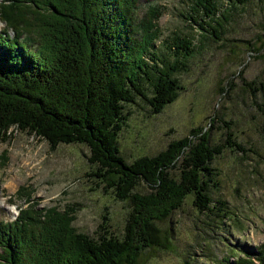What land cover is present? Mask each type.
Masks as SVG:
<instances>
[{
	"label": "trees",
	"instance_id": "trees-1",
	"mask_svg": "<svg viewBox=\"0 0 264 264\" xmlns=\"http://www.w3.org/2000/svg\"><path fill=\"white\" fill-rule=\"evenodd\" d=\"M141 1L152 0L0 2V19L6 24L0 30V143H8L15 130L43 139L51 150L59 144H84L86 161L96 167V187L110 189L130 206L121 238L107 231L104 220L96 238L72 226L79 204L68 203L62 210L40 206L32 198L34 190L19 185L9 200L16 197L26 206L14 221L0 220V264H138L142 250L165 247L168 240L159 223L180 208L188 193L199 213L228 216L227 202L213 201L207 188L214 174L210 162L225 147L249 150L234 138L229 120L215 113L208 125L198 123L156 154L131 161L117 146L131 114L124 104L140 97L152 113L161 112L183 89L174 74L185 68L196 47L192 36L172 32L167 44L173 61L157 64L152 45L163 11L146 4L139 17ZM190 1L183 15L188 25L217 35L221 6L216 0ZM144 79L152 86L151 95ZM244 84L252 95L256 92L252 81ZM233 86L230 82L222 89ZM223 127V140L211 143V130ZM6 153H0V167L8 163ZM141 183L146 190H135ZM232 264H264V241Z\"/></svg>",
	"mask_w": 264,
	"mask_h": 264
},
{
	"label": "rangeland",
	"instance_id": "rangeland-1",
	"mask_svg": "<svg viewBox=\"0 0 264 264\" xmlns=\"http://www.w3.org/2000/svg\"><path fill=\"white\" fill-rule=\"evenodd\" d=\"M216 1L224 17L215 25V36L188 25L183 15L188 13L190 0L141 1L139 17L146 4H157L163 11L157 20L160 33L152 45L157 64L173 61L167 44L172 32L192 36L196 47L185 68L174 74L183 89L161 112L152 113L140 97L124 104L131 114L118 133L117 146L126 161L153 155L192 126L208 125L216 113L230 121L232 135L249 150L241 153L225 147L210 162L214 174L209 175L207 192L213 201L227 202L228 216L199 213L191 205L193 193H188L180 208L159 223L168 240L165 247L142 250L138 264H225L224 259L232 264L264 241V88H260V83L264 84V47L260 48L264 0L244 4ZM253 48L260 50L251 51ZM246 81L257 88L253 95ZM230 82L233 88L223 90ZM143 84L151 95L150 82L144 79ZM224 130H211V143L223 140ZM12 131L14 137L0 143V153L7 149L8 158L0 167V220L14 219L17 209L26 206L16 197L9 201L23 185L34 190L32 198L40 206L56 205L62 210L68 203L79 204L72 222L77 231L97 238V226L104 220L108 232L122 237L128 201L118 200L110 189L96 187V167L86 161L89 150L84 144H59L51 150L43 139ZM134 189L146 190L142 183Z\"/></svg>",
	"mask_w": 264,
	"mask_h": 264
}]
</instances>
